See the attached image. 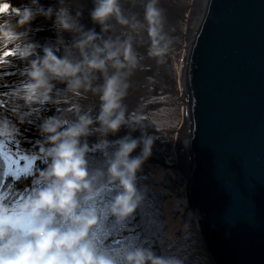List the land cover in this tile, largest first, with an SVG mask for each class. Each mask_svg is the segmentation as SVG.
Instances as JSON below:
<instances>
[{
  "label": "clouds",
  "instance_id": "9594fccd",
  "mask_svg": "<svg viewBox=\"0 0 264 264\" xmlns=\"http://www.w3.org/2000/svg\"><path fill=\"white\" fill-rule=\"evenodd\" d=\"M129 2L142 3L143 21L126 15L124 0H91L88 15L99 32L80 23L81 12L73 13L69 0H56L55 8L43 7L40 0H27L19 8L11 0L0 3V47L10 46L12 53L28 60L26 79L13 90L21 106L50 102L54 82L62 83L59 91L71 96L98 97L95 115L78 107L71 117L55 113L41 121L44 140L30 163L39 159L44 167L25 170L35 175L34 186L15 197L10 196L9 189L16 192L11 184L0 192V264H184L178 255H158L149 247L122 245L115 254L100 247L101 216L123 221L145 196L137 188L136 174L151 156L155 138L130 117L124 103L130 77L143 69L137 52L139 30L147 31L149 56L160 63L170 44L160 0ZM38 15L54 17L58 31L75 39L69 45L58 36L55 45L44 46L42 55L30 59L37 45L27 39V26ZM117 26L126 34L113 35ZM57 46L62 49L59 56ZM122 127L128 133L103 153L104 167L90 170L84 138L92 133L115 135ZM136 131L140 135L134 137ZM15 133V126L0 120V137ZM137 148L139 153L132 155ZM167 240L170 246L179 242L175 234Z\"/></svg>",
  "mask_w": 264,
  "mask_h": 264
},
{
  "label": "water",
  "instance_id": "95a60500",
  "mask_svg": "<svg viewBox=\"0 0 264 264\" xmlns=\"http://www.w3.org/2000/svg\"><path fill=\"white\" fill-rule=\"evenodd\" d=\"M185 37L172 168L214 264H264V0H192Z\"/></svg>",
  "mask_w": 264,
  "mask_h": 264
},
{
  "label": "bare ground",
  "instance_id": "6f19581e",
  "mask_svg": "<svg viewBox=\"0 0 264 264\" xmlns=\"http://www.w3.org/2000/svg\"><path fill=\"white\" fill-rule=\"evenodd\" d=\"M189 2H179L176 0H160L159 7L163 9L165 15L164 30L168 38H173V35L168 33L171 24L175 26L178 32V26L184 30L182 35L186 42V29L191 9L192 0ZM7 0H0V3H6ZM12 5L16 7H23L27 4V0H11ZM40 4L47 8L52 6L55 8L56 0H40ZM68 6L73 11L80 10V23L85 28H95L99 32V26L94 25L88 15L89 9L92 7L91 0H69ZM124 8L126 15H135V17L143 21V5L142 3H130L129 0H124ZM53 18H45L43 16H36L27 26V39L37 45L35 54L30 57L34 59L36 55H42V48L44 46H52L56 44L58 36L61 37L65 44L71 45L75 39L74 35L64 31L59 32L54 24ZM144 34L141 35L137 43V52L141 57L142 70H137L130 77V87L124 103L127 106L128 114L134 119H142L148 116L150 108L143 104L142 98L147 99L152 93L148 86L156 81L155 77L168 78L171 81V70L166 69L164 63H168L169 56H166L162 63L158 62L156 58L149 56L147 47L150 45L148 33L145 29ZM24 31V29H21ZM126 34V30L119 26L114 28L113 35ZM105 38L109 34H101ZM10 50L9 47H0V54ZM54 51L59 56L62 54V49L57 46ZM142 58L144 60H142ZM168 58V59H167ZM28 60L18 57V55H0V120H7L10 124L16 127V133L12 137H0V156L5 164V176L1 184L0 192H4L9 188V184L13 186L16 192L9 189L10 196L15 197L23 192H26L34 186L35 175H27L26 169L42 168L44 164L39 159L35 161V165L30 163L32 157L36 154L41 146L44 137L40 134L39 125L43 119L55 113H66L69 117L75 108L83 107L84 109H92L95 115L98 109V97L88 93L84 96H71L69 94L60 92L64 85L62 83L54 82V95L48 103H36L30 107L21 106L13 96V90L26 79L25 68ZM170 69L172 65L168 63ZM182 74V72H181ZM181 77V76H180ZM159 81H161L159 79ZM142 90V91H141ZM167 91V90H166ZM153 96V95H152ZM128 133L126 127H122L115 135H108L100 137L96 133H92L84 138V143L88 145V150L98 149L102 145H112V142ZM134 137L139 136L140 132H133ZM155 143V142H154ZM154 146V145H153ZM107 147V146H106ZM157 147H152V154L150 157L161 159V155L156 152ZM19 168L18 172H14ZM18 177V178H17Z\"/></svg>",
  "mask_w": 264,
  "mask_h": 264
},
{
  "label": "rangeland",
  "instance_id": "374dc122",
  "mask_svg": "<svg viewBox=\"0 0 264 264\" xmlns=\"http://www.w3.org/2000/svg\"><path fill=\"white\" fill-rule=\"evenodd\" d=\"M176 1L189 2L187 0ZM180 27L178 26L177 32L175 26L171 24L168 31L173 35V38L169 37L170 44L167 53L169 56L168 63L172 65L171 69L168 63H163L168 71L171 70V81H169V76L165 79H162L164 76L155 77L156 81L148 86L152 93L147 99L142 98L143 104L150 108L148 113H152V115L149 119L147 118V121L145 120L146 122L144 120L141 122L146 127V131L154 136L153 148H160L156 152L162 158L148 157L143 162L141 170L136 174V183L142 189L148 188L145 191L147 196L152 198L153 204L150 205V209L148 205L147 207L149 211L153 210L158 216L155 223L162 225L161 234L164 233V241L167 240L169 234H175L177 238L182 236L187 239L188 247L191 250L189 253L192 257L189 264H214L203 245L196 218L187 205L185 178L178 168H172V166H176L178 158L175 145L176 131L183 119L180 76L183 69L185 41L182 35L184 30ZM139 31L140 36L145 32L144 30ZM149 47L150 45L147 47L148 50ZM142 60L144 59L142 58ZM105 148L106 146H101L100 150ZM139 151L140 149L137 148L132 155L138 154ZM150 192H153V195ZM157 207H159V210ZM187 244L185 243V245Z\"/></svg>",
  "mask_w": 264,
  "mask_h": 264
},
{
  "label": "trees",
  "instance_id": "16d2710c",
  "mask_svg": "<svg viewBox=\"0 0 264 264\" xmlns=\"http://www.w3.org/2000/svg\"><path fill=\"white\" fill-rule=\"evenodd\" d=\"M152 113H149L147 117L139 119L140 121H147ZM145 121V122H146ZM106 146V145H103ZM113 146L106 147L100 150H88L86 159L88 160L89 169L103 168L104 167V156L103 153L111 151ZM5 166L2 158L0 157V185L5 176ZM20 169L17 168L18 172ZM137 188L145 193L144 199L138 205L137 209L123 221L117 222L114 217L101 216L102 227L100 229V247L101 249L107 250L110 253H117L122 245L132 246H143L153 249L158 255H178L183 259L184 264H189L192 255L189 252L187 239L179 236V242L173 245H169L167 240L164 241V233L161 234V228L155 221L158 216L153 210L150 209V205L153 204L151 197L147 196V189L141 188L136 183ZM146 190V191H145ZM151 193V192H150ZM153 195V192L151 193ZM153 197V196H152ZM110 198V197H108ZM149 198V199H148ZM148 205V207H147ZM159 210V207H157ZM190 217V216H189ZM188 217V218H189ZM194 221V219H192ZM157 232L155 233V230ZM185 243L187 245H185Z\"/></svg>",
  "mask_w": 264,
  "mask_h": 264
},
{
  "label": "snow or ice",
  "instance_id": "6c2138e0",
  "mask_svg": "<svg viewBox=\"0 0 264 264\" xmlns=\"http://www.w3.org/2000/svg\"><path fill=\"white\" fill-rule=\"evenodd\" d=\"M4 7L6 8L7 7V5L5 4L4 5ZM14 53H12V51L11 50H8L7 52H5V53H2V54H0V55H13Z\"/></svg>",
  "mask_w": 264,
  "mask_h": 264
}]
</instances>
